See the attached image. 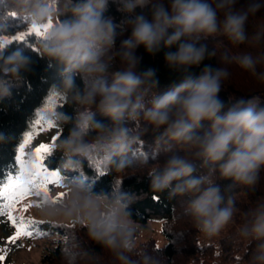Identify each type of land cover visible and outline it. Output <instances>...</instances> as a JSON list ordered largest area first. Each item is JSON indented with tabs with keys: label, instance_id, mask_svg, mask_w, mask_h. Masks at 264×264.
Listing matches in <instances>:
<instances>
[{
	"label": "clouds",
	"instance_id": "9594fccd",
	"mask_svg": "<svg viewBox=\"0 0 264 264\" xmlns=\"http://www.w3.org/2000/svg\"><path fill=\"white\" fill-rule=\"evenodd\" d=\"M113 2L121 14L119 21L107 14L109 0H0V8L16 11L31 28L50 25L43 32L41 58L62 68L49 91L72 109L46 112L67 127L55 145L63 154L59 168L82 173L84 161L95 157L105 168L115 164L117 171L123 170L129 166L128 154L143 144V135L151 129L159 135L141 159L144 164L155 162L149 173L152 189L168 190L170 197L189 196L185 214L200 231L216 235L236 212L233 185L255 190L264 169V100L221 99L230 73L227 67L204 64L217 56L207 41L223 35L235 45L264 43V24L251 35L248 32L250 18L264 11V0ZM0 31H7L6 25H0ZM141 47L153 57L163 52L165 67L179 77L162 94L155 91L158 69L141 67L143 57L137 54ZM7 49L0 47V97L25 84L26 74L32 72V58L23 48L6 54ZM117 60L121 66L110 73ZM233 61L264 79V70L257 71L258 66L264 69V53L234 58L221 53V63ZM202 64L198 75L191 71ZM97 114L107 121L98 120ZM204 121L209 122L207 127ZM4 139L0 134V141ZM174 145L179 151H173ZM33 168L31 159L24 162L23 180ZM217 174L232 183L222 187ZM70 184L76 200L91 203L99 195L86 177L72 178ZM103 195L117 207L111 215L92 218L91 238L113 251L121 264H139L129 255L136 229L123 219L130 215L133 194L121 187ZM238 235L257 242L247 264H264V202L249 211ZM141 256L144 264H151L150 256Z\"/></svg>",
	"mask_w": 264,
	"mask_h": 264
},
{
	"label": "trees",
	"instance_id": "16d2710c",
	"mask_svg": "<svg viewBox=\"0 0 264 264\" xmlns=\"http://www.w3.org/2000/svg\"><path fill=\"white\" fill-rule=\"evenodd\" d=\"M241 3H244V0H241ZM107 14L114 16L117 21L121 18L113 0H109ZM260 24H264V11L259 13L257 17L250 18L249 35ZM0 25L7 27V31H0V37H3L26 28L28 24L16 11H5L0 8ZM29 41L31 42L13 41L6 44L8 47L6 54L17 48H23L26 54L31 56L33 65L32 72L26 74L25 84L13 87L9 96L0 97V134L5 137L3 141H0V186H3L10 176H16L19 173L18 147L25 133L33 131L32 123L35 120L36 111L45 101L50 86L58 80V74L62 68L61 65L55 61H50L47 57L41 58L40 45L42 39L31 37ZM207 42L210 48L217 50V56L206 60L204 64H211L213 67H227L230 73L223 82V90L219 94L221 99L225 103L236 98L251 96H259L264 100V79L258 78L257 75L240 67L234 61L232 63L220 62V55L225 51L233 58L249 52L254 56L264 53V43L246 42L235 45L223 35L210 37ZM117 44H119V40ZM137 54L143 57L142 68L153 67L158 69L159 86L155 90L157 94L164 93L174 82H178L179 77L165 67L163 52L153 57L141 47L137 50ZM120 66V62L115 61L109 72L115 71ZM203 66L202 64L198 68L194 67L191 71L198 75ZM260 70L264 69L258 66L257 71ZM60 109L72 111L62 98H59L55 110ZM96 118L107 121V117L99 114ZM202 123L204 127L209 125L207 121ZM54 124L58 129L57 140L55 141L57 145L62 136L67 134V127L61 126L55 121ZM157 135L159 133L153 132L151 129L144 134L142 137L143 144L128 154L129 166L120 171H117L115 164L105 168L102 161L94 157L89 162L84 161L82 173L80 171L66 172L59 168L63 154L56 148L53 149L50 156L46 157L44 163L49 170H59L69 183L72 178L86 177L93 193L99 194L93 197L104 199L110 203H113L111 198L103 194L119 191L122 187L123 192L133 194L134 202L127 209L130 214L128 218L132 222L140 225H145L149 221L161 222L162 233L168 241L167 245L156 247L154 242L149 241L133 247L134 251L129 255L133 260L139 261V264H144L141 256L144 253L152 258L151 264H247L257 242L242 238L238 233L248 219L249 211L256 204L264 202V169L261 170L259 183L255 190H250L240 184L233 185V190L230 193L236 202L233 224L220 231L213 243L205 244L201 237V231L197 228L193 218L185 214L184 211L190 197H170L168 190L158 192L151 187L149 173L156 166L155 162L144 164L141 158L144 157L145 151L153 146ZM179 149V145H174L173 151H179ZM164 159L165 157L162 155L160 162H163ZM93 161L100 162L99 169L93 166ZM100 171L105 174L98 175ZM200 171L201 169L198 167L197 174ZM216 179L222 187L232 183V181L220 179L219 174H217ZM121 180L123 181L122 186ZM228 194L225 193V196L227 197ZM39 229L44 233L50 232L58 237L57 245L48 252L47 258H45V261L51 262L50 264H121L113 251L91 238L89 224L76 222L72 225L49 226L47 223H43ZM137 233L138 229L134 233V238ZM42 263H45L44 259Z\"/></svg>",
	"mask_w": 264,
	"mask_h": 264
},
{
	"label": "rangeland",
	"instance_id": "374dc122",
	"mask_svg": "<svg viewBox=\"0 0 264 264\" xmlns=\"http://www.w3.org/2000/svg\"><path fill=\"white\" fill-rule=\"evenodd\" d=\"M40 33H35L32 31V28L27 25L26 28L17 31L12 35H7L0 37V40H9L13 41H29V38L34 37L35 39H42L43 36V27L41 26ZM23 36V40H16L14 37ZM35 45V43H32ZM236 79V78H235ZM53 94L49 91L45 101L36 111L35 120L32 123L33 131V140L32 142L25 147L23 160L24 162L31 159L33 163L35 162V148L41 143L52 144L53 137H57L58 129L55 126L54 128L47 127V120H50L46 116V112H43L42 109L45 108L47 101L50 96ZM59 99H56L52 110H55L56 105L58 104ZM40 120L41 123L37 124L36 121ZM52 120V119H51ZM54 122V120H53ZM43 127V130H41ZM29 132L25 133L24 137ZM23 137V139H24ZM23 139L21 144L23 143ZM20 144V145H21ZM19 145V146H20ZM19 147L18 154L19 156ZM18 161V160H17ZM24 164V163H23ZM19 165V173L16 176H20L22 179V166ZM37 170L34 163V168L32 174L28 177L27 181L23 180L25 183L33 182L39 183L42 179L41 176L37 175ZM16 176H10L9 179H13ZM64 186L56 185L50 186V196L56 198L60 193H64L63 197L55 204H42L40 207L33 206L28 209L27 212L22 211V206L24 203H32L33 205L39 203L42 200V197L30 196L26 201H23L21 205L17 206V212L14 215H23L26 217H31L37 221H44L47 225H72L76 222H82L84 224H89L92 221V218L106 217L111 215L113 210L117 207L114 203H110L104 199L92 197L91 203H88L84 200H76L75 194L72 191L71 184L64 178ZM125 221H129L128 217H123ZM131 221V220H130ZM132 226L138 229L137 236L134 238L133 247L138 246L139 244L152 241L156 247H164L167 245L168 241L162 233L161 222L158 221H149L145 225H140L132 222ZM233 224L231 221L227 226L222 230H225L226 227H229ZM221 230V231H222ZM14 234V228L7 221L6 216L0 218V249H3V252H0V255H4V260L0 261V264H50L51 262L46 260L47 254L49 251L53 250L57 245L56 240L58 239L53 233L47 232L43 236H32V237H20L14 244L9 243V237ZM201 237L204 240L205 244L213 243L216 235H206L201 231ZM44 259L45 263H42ZM92 261V260H89ZM94 262V261H93Z\"/></svg>",
	"mask_w": 264,
	"mask_h": 264
},
{
	"label": "snow or ice",
	"instance_id": "6c2138e0",
	"mask_svg": "<svg viewBox=\"0 0 264 264\" xmlns=\"http://www.w3.org/2000/svg\"><path fill=\"white\" fill-rule=\"evenodd\" d=\"M43 30L46 31L47 27L50 25L42 26ZM32 31L35 33H40L41 28L33 27ZM16 40H23V36L14 37ZM11 43L9 40H0V47H3L6 44ZM60 97L56 95H52L49 97L47 104L43 112L52 111V106L56 99ZM37 124H40L41 121L37 120ZM47 127L54 128L55 124L53 120H47ZM43 130V127L42 129ZM53 143H41L38 147L35 148L34 156H35V167L37 170V175L41 176L42 179L39 183L28 182L25 183L20 176H16L13 179H9L3 186H0V218L6 216L7 221L14 228V234L9 237V243H15L20 237H32V236H43L45 233L39 229V226L44 221H37L31 217H26L23 215H14L17 212V206L21 205L23 201H26L30 196H38L42 197V200L33 205L32 203H24L22 206V211L27 212L29 208L36 206L40 207L42 204H52L55 205L61 197H63L64 193H60L56 198H52L50 196V186H64V177L59 170H49L45 166L46 157L52 154L53 149L55 148V141L57 137H53ZM33 140V134L29 132L23 139V143L19 146L20 155L17 156V160L20 164L24 163L23 155L25 151V147L29 145ZM93 166L97 169L100 167L99 161H93ZM103 171L98 172V175H104ZM3 249H0V252H3ZM4 255H0V261L4 260Z\"/></svg>",
	"mask_w": 264,
	"mask_h": 264
}]
</instances>
